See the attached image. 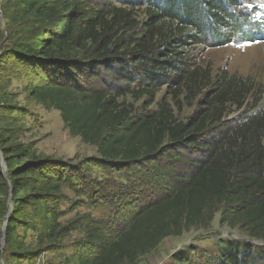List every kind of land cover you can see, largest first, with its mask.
Listing matches in <instances>:
<instances>
[{
	"label": "trees",
	"instance_id": "16d2710c",
	"mask_svg": "<svg viewBox=\"0 0 264 264\" xmlns=\"http://www.w3.org/2000/svg\"><path fill=\"white\" fill-rule=\"evenodd\" d=\"M239 8V0H103L96 7L83 0H2L30 100L59 111L73 136L97 148L103 166L123 178L147 175L148 187L121 218L63 226L57 206L68 180L11 143L21 134L8 115L26 109L13 106L0 86L1 146L16 189L9 223L31 210L30 229L43 226L52 238L81 229L77 264H138L165 239L208 229L217 213L222 224L264 241V86L224 69L213 74L200 62L204 50L243 30ZM252 21L250 30L259 27ZM162 90L167 95L150 112ZM129 95L147 100L146 112L120 101ZM169 98L179 111L184 100L197 106L183 121ZM232 111L242 112L229 121ZM7 184L0 166V185ZM172 264H264V249L222 242L179 254Z\"/></svg>",
	"mask_w": 264,
	"mask_h": 264
},
{
	"label": "rangeland",
	"instance_id": "374dc122",
	"mask_svg": "<svg viewBox=\"0 0 264 264\" xmlns=\"http://www.w3.org/2000/svg\"><path fill=\"white\" fill-rule=\"evenodd\" d=\"M83 1L93 7L103 3V0ZM110 1L115 3V0ZM239 1L241 8L237 12H243L245 15L243 30L227 38L228 43L204 50L200 62L204 67H209L213 74L224 69L235 76H253L258 84L264 86V0ZM1 5L2 0H0V86L5 87L12 96L10 103L13 106L26 109V114L14 110L8 115L14 121L10 127L19 129L21 134L18 140L11 143L29 148L37 158L48 161L62 170L68 180L57 206L59 222L63 226L72 221H82L85 224L93 219L107 223L121 218L122 213L131 209L132 198L148 194L147 185L142 184V179L147 178V175L120 177L109 167L102 165L96 147L85 144L80 137L70 133L59 111L46 110L30 100L29 77L24 74L21 65L16 63L11 53L14 29L2 13ZM249 19L259 27L250 30ZM248 31L258 33L251 42L244 39V36L249 34ZM166 95L167 92L162 90L157 96V103L152 105L149 111H156L158 102ZM123 100L135 105L139 113L146 112L144 103L147 100L136 102L130 95L120 99ZM169 101L176 115L183 121L192 115L197 106V100L192 105L184 100V107L179 111L171 98ZM249 102L252 103L253 100L250 99ZM241 112L232 111L227 119L234 121L239 118ZM2 117L0 115V120ZM2 158L0 139V166L8 181L7 188L0 185V264H77L74 258L77 252L76 243L83 240L81 229L52 238L43 226L30 229V224L36 222L35 214L31 210H27L26 215L19 218V221L9 223L15 215V202L12 201V197L16 189L9 181L8 169ZM20 196H23L22 193ZM9 225L11 227H8ZM222 242L253 243L260 250L264 249V241L252 238L239 226L233 228L222 224L221 213H217L208 229L193 228L184 232L181 237H169L155 252L141 259L138 264H172L174 257L179 254L191 249L212 251Z\"/></svg>",
	"mask_w": 264,
	"mask_h": 264
},
{
	"label": "water",
	"instance_id": "95a60500",
	"mask_svg": "<svg viewBox=\"0 0 264 264\" xmlns=\"http://www.w3.org/2000/svg\"><path fill=\"white\" fill-rule=\"evenodd\" d=\"M2 161L4 162V165L6 166V163H5V160H4V158H2Z\"/></svg>",
	"mask_w": 264,
	"mask_h": 264
}]
</instances>
